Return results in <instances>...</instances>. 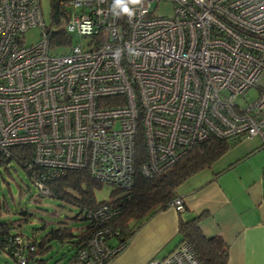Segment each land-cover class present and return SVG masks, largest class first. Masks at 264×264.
I'll return each instance as SVG.
<instances>
[{
    "label": "built area",
    "instance_id": "2783aa9c",
    "mask_svg": "<svg viewBox=\"0 0 264 264\" xmlns=\"http://www.w3.org/2000/svg\"><path fill=\"white\" fill-rule=\"evenodd\" d=\"M128 6L132 16L116 0L63 1L62 26L74 40L55 51L40 0H0V153L30 151L28 179L38 197H49L46 182L68 170L128 190L139 139L145 178L210 138L258 137L264 146V0ZM159 6L172 14H159ZM38 26L40 41L26 45L24 33ZM249 89L257 98L237 104ZM170 207L182 211V199ZM116 215L114 205L103 203L80 218L102 224ZM108 233H94L74 264H103L121 250L108 246ZM9 241L4 250L27 264L33 245L20 235ZM146 264L200 263L181 243Z\"/></svg>",
    "mask_w": 264,
    "mask_h": 264
},
{
    "label": "trees",
    "instance_id": "16d2710c",
    "mask_svg": "<svg viewBox=\"0 0 264 264\" xmlns=\"http://www.w3.org/2000/svg\"><path fill=\"white\" fill-rule=\"evenodd\" d=\"M63 1L65 0H49L52 26H45V31L48 34V44L55 51L65 50L64 48H68L74 40V37L68 35L62 26L65 21V12L61 7ZM241 140L244 139L240 137L210 138L196 144L188 153L161 172L150 178H145L139 170L140 165L145 161L142 139H139L135 149L136 164L133 185L128 190L114 188L110 199L100 202L96 201L92 190L102 185L94 181L86 170H68L63 175L47 181L45 188L51 193L49 198H56L76 208L77 212L71 219L83 222L84 226L74 232L64 223H58L56 228L45 232L38 240L24 239L20 236L21 239L34 247L32 251L29 249L25 251L27 264L31 262L42 264L43 257L51 247L52 241L69 244L72 252L67 264H74L77 253L86 247L93 234L101 229L109 230L104 239L111 249L123 245L121 250L105 259L103 264H108L125 248L144 220L154 213L170 207V203L177 197L175 190L182 182L192 174L209 167L213 161L227 152L231 144L236 145ZM261 149H264L262 143L253 153ZM14 153L10 157L0 153V169L7 170L10 165H13L24 172L27 178L30 177L32 170L26 167V163L30 162V151L20 149ZM103 203L114 205L117 208V215L102 224L80 218L83 211L94 210ZM183 211L184 205L183 210L177 212ZM21 214L26 213L23 211ZM200 220L201 215H195L186 220L179 218L177 224L179 244L186 243L200 264H228V245L220 237L206 238L199 228ZM18 234L9 231L5 224H0V252L8 255L15 262V256L10 250H4V247L7 243H11L9 238L19 236ZM112 241H114L113 244ZM10 246L12 247V245Z\"/></svg>",
    "mask_w": 264,
    "mask_h": 264
},
{
    "label": "crops",
    "instance_id": "0c3cea01",
    "mask_svg": "<svg viewBox=\"0 0 264 264\" xmlns=\"http://www.w3.org/2000/svg\"><path fill=\"white\" fill-rule=\"evenodd\" d=\"M258 147L249 144L235 156L226 155L228 149L188 177L175 190L184 211L167 207L154 213L108 264H146L167 256L179 244V218L195 215H201L206 238L220 237L228 245V264H264V167L257 172L242 167Z\"/></svg>",
    "mask_w": 264,
    "mask_h": 264
},
{
    "label": "rangeland",
    "instance_id": "374dc122",
    "mask_svg": "<svg viewBox=\"0 0 264 264\" xmlns=\"http://www.w3.org/2000/svg\"><path fill=\"white\" fill-rule=\"evenodd\" d=\"M154 8V4L152 5ZM43 25L52 26L49 0H40ZM152 8V9H153ZM161 15H171L170 6L158 7ZM26 45L36 44L41 39L40 27H34L24 33ZM257 98L255 89L247 90L238 97L237 104L244 106ZM260 141V142H259ZM261 143L259 138L241 140L240 143L231 144L226 155L235 156L246 150L249 144ZM254 148V147H253ZM236 153V154H235ZM242 167L245 170L258 171L264 167V149L258 150L245 159ZM114 191L112 186L102 185L92 190L96 201L109 200ZM38 188L30 182L24 172L10 165L7 170L0 169V224H5L9 231L19 233L26 239L38 240L45 232L57 227L58 223H64L74 232L84 226L83 222L71 219L77 209L71 207L56 198L47 196L38 197ZM38 197V198H37ZM26 214L22 215L21 212ZM112 244L114 241L111 242ZM68 243L51 242V247L43 257L42 264H67L71 255ZM0 264H18L11 257L0 252ZM34 264V263H30Z\"/></svg>",
    "mask_w": 264,
    "mask_h": 264
},
{
    "label": "clouds",
    "instance_id": "9594fccd",
    "mask_svg": "<svg viewBox=\"0 0 264 264\" xmlns=\"http://www.w3.org/2000/svg\"><path fill=\"white\" fill-rule=\"evenodd\" d=\"M141 0H116V5L120 6L121 11L129 16L133 15L132 10L129 8L128 4H139Z\"/></svg>",
    "mask_w": 264,
    "mask_h": 264
}]
</instances>
